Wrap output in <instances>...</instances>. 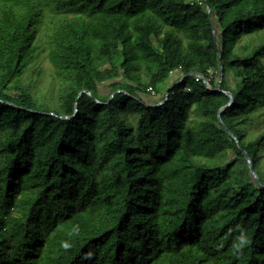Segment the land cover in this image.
Segmentation results:
<instances>
[{"label":"trees","instance_id":"trees-1","mask_svg":"<svg viewBox=\"0 0 264 264\" xmlns=\"http://www.w3.org/2000/svg\"><path fill=\"white\" fill-rule=\"evenodd\" d=\"M239 146L264 183V0H0V264H264Z\"/></svg>","mask_w":264,"mask_h":264},{"label":"rangeland","instance_id":"rangeland-1","mask_svg":"<svg viewBox=\"0 0 264 264\" xmlns=\"http://www.w3.org/2000/svg\"><path fill=\"white\" fill-rule=\"evenodd\" d=\"M51 68L46 59H40L32 71L28 72L25 76V82L29 84L31 81L33 84V92L37 100L42 101L49 96V90L51 85ZM179 78V74H174L173 77L165 86H160L154 98L150 100V103L157 101L161 102V98L166 94L167 89L170 88L171 84ZM108 93V90L104 91Z\"/></svg>","mask_w":264,"mask_h":264},{"label":"water","instance_id":"water-1","mask_svg":"<svg viewBox=\"0 0 264 264\" xmlns=\"http://www.w3.org/2000/svg\"><path fill=\"white\" fill-rule=\"evenodd\" d=\"M208 13H209V14L211 13V8H210L209 6H208ZM191 77H196V78L200 79L201 81L204 82V84L206 85V87H207L208 89H210L209 84H208V81L206 80V78H205L203 75H201L200 73H196V72H192V73H189V74H187V75L182 76V77L177 81L176 85H180V84H182L186 79L191 78ZM222 77H223V66H221V80H220V82H219L218 89H217V90H214V91H215V92H219V93H224V94H226V95L230 98V102H229V104L227 105V107L224 108V109L218 114V122H219V124L224 128V130L227 132V134H228L233 140H235L236 143L239 145V142H238L237 138H236V137L233 135V133H232V132H231V131L225 126V124L223 123V121H222V119H221L222 114L225 112V110H226L227 108H229V107L234 103V99H233L232 94H230V93H228V92H223V91L221 90L220 84H221V81H222ZM120 92H121V91H118L117 93H120ZM83 94L91 95L89 92H87V91H83V92L80 93V95L78 96V99H79ZM166 96L168 97L169 94L166 93ZM112 97H113V96H112ZM166 101H167V99H166L165 101H163V102H159V103H157V104H155V105H152V107H158V106H161V105H163ZM77 112H78V110H77V104H76L75 114H77ZM74 116H75V115H74ZM74 116H73V117H74ZM73 117H71V118H73ZM64 119H70V118H69V117H65ZM239 148H240V150L242 151V153H243V155H244V157H245V159H246V161H247V163H248V166H249V169H250V173H251L253 179H254L255 181L259 182V183L261 184V186L264 188V183H261V182H260L259 177H258V175L256 174V172H255V170H254V166H253V163H252V161H251V158L249 157V155H248L245 151H243V149H242L241 146H239Z\"/></svg>","mask_w":264,"mask_h":264},{"label":"built area","instance_id":"built-area-1","mask_svg":"<svg viewBox=\"0 0 264 264\" xmlns=\"http://www.w3.org/2000/svg\"><path fill=\"white\" fill-rule=\"evenodd\" d=\"M150 91H151V93L153 94V95H155L156 93H155V91H153L152 89H150Z\"/></svg>","mask_w":264,"mask_h":264}]
</instances>
